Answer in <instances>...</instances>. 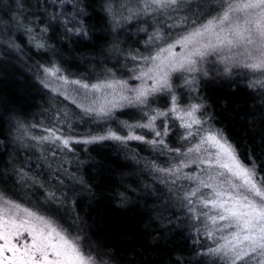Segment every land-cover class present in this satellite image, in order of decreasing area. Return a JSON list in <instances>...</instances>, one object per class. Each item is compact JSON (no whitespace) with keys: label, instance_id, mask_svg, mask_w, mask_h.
<instances>
[{"label":"snow or ice","instance_id":"6c2138e0","mask_svg":"<svg viewBox=\"0 0 264 264\" xmlns=\"http://www.w3.org/2000/svg\"><path fill=\"white\" fill-rule=\"evenodd\" d=\"M46 2L48 7L40 15L47 23L12 18L28 46L47 48L49 29L56 26L63 28L62 39L90 38L93 28L85 20L91 5H83V0ZM65 5L71 6L70 14ZM98 14L102 30L111 37L106 43L107 52L116 57L114 66L104 67L90 83L70 78L57 62L37 63L34 79L70 100L81 123L103 131L74 133L68 113L57 110L55 123L43 127L44 134L32 135L30 129L40 126L26 124L0 96V136L6 135L17 151L38 153L37 169L48 160L44 146L55 158L58 152L74 154V144L115 141L126 147L138 141L147 145L166 161V166L155 159L146 164L153 179L185 209L195 231L211 241L195 248L196 256L209 258L210 264H264V176L260 175L264 135L256 132L261 139L257 143L253 137L255 147L238 146L223 129L211 125L205 115L206 98L200 95L204 82L229 88L246 82L264 96V0H119L118 7L114 0H99ZM131 29L145 37L143 51L122 47L120 35L130 38ZM11 30L10 24L0 32ZM0 46L18 58L28 56L16 37L0 36ZM181 94L188 103L182 104ZM161 98L168 101L164 107L157 106ZM125 110L134 111L139 119L118 120L117 113ZM260 122L264 124V116ZM113 123L124 134L113 129ZM174 129L183 130L176 147L168 140ZM31 161L30 156L25 166L18 165L14 152L0 168V264H112V254L97 245L91 226L75 212L74 201L59 179L64 165L44 179L26 167ZM193 165L195 171H185ZM48 167L51 170V164ZM76 183L92 193L82 178ZM118 195L129 199L127 192ZM167 224L152 235L154 242L166 240Z\"/></svg>","mask_w":264,"mask_h":264},{"label":"trees","instance_id":"16d2710c","mask_svg":"<svg viewBox=\"0 0 264 264\" xmlns=\"http://www.w3.org/2000/svg\"><path fill=\"white\" fill-rule=\"evenodd\" d=\"M117 3L119 0H114V6ZM83 5H91L87 8L90 16L85 20L93 28L89 39L76 36L62 39L63 28L56 26L50 28L47 34L48 47L37 50L27 45L24 34L16 30L12 18L26 17L25 23L34 20L47 23L46 17L40 15L48 7L46 0H0V29L7 30L12 25L11 31L0 32V36L18 38V43L28 53V56L18 58L15 53L10 54L0 46V96L7 102L5 107L18 113L26 124L55 123L54 113L60 110L68 113L74 133L91 131L96 134L103 131V127L81 123L77 115L79 110L68 100L42 88L34 79L32 69L37 63L54 61L65 73L92 81L99 77L104 67L114 66L116 57L107 52L106 43V39L111 37L106 30H102L104 26L100 23L99 0H83ZM65 11L70 14L71 6L65 5ZM131 31L134 34L130 38L120 35L122 47H138L143 51L142 40L145 37L143 34L136 35L135 29ZM200 89V95L206 98L205 115L210 117L211 125L223 129L230 139L238 142V146L245 143L252 145L253 137L259 143L261 136L256 132L264 135V124L260 122L261 116H264V96L249 89L246 82L232 88L227 84L217 86L204 82ZM187 98L181 94V101ZM167 103L161 98L157 106L164 107ZM117 119L134 122L139 116L134 111L125 110L123 114L117 113ZM110 126L124 134L118 123ZM35 130L31 128V134ZM64 130L69 133V129ZM179 131L174 129L168 138L173 147L179 146ZM0 141V168L6 167L10 154L14 152L16 162L21 166H25V161L31 156L32 161L26 167L39 172L44 179H48L61 164L64 165L59 179L63 180L70 200L74 201L75 212L91 226L90 234L97 245L112 254V264H175L177 259L180 264H197L198 260L199 264H210L209 258L197 257L194 252L200 244L209 245L208 241L206 243L203 235L193 229L185 209L170 200L167 188L153 179L146 167L153 159L166 166L164 158L158 157L147 145L138 141H130L126 147L115 141L74 144V154L58 152L55 158L51 156V149L44 146L48 160L41 161L42 166L37 169L38 153L23 149L17 151L6 135L0 136ZM260 175L264 176V168ZM81 178L91 187L92 193L81 190L76 183ZM50 182L55 183V180ZM122 192H127V201L118 195ZM168 219L172 220L171 224H167ZM162 224H167V238L154 242L152 235ZM197 239L199 243L194 244Z\"/></svg>","mask_w":264,"mask_h":264},{"label":"rangeland","instance_id":"374dc122","mask_svg":"<svg viewBox=\"0 0 264 264\" xmlns=\"http://www.w3.org/2000/svg\"><path fill=\"white\" fill-rule=\"evenodd\" d=\"M119 6V3H117V6L116 7H118ZM38 64H41V65H47V64H44V63H38ZM49 64V63H48ZM32 69H33V71H34V75H36L37 74V70H36V68H35V65L32 67ZM65 72V71H64ZM66 75H68L70 78H75V79H84V78H81V77H79V76H71V75H69V74H67V73H65ZM97 79V78H96ZM96 79H93L92 81H89L90 83L91 82H95V80ZM177 83H178V81H176ZM74 87V86H73ZM56 94V93H55ZM57 95V94H56ZM58 96H60V97H62V98H64L65 99V97L64 96H61V95H58ZM66 100H68V99H66ZM69 102H71L70 100H68ZM182 102V104H186V103H188L189 102V98H187V99H185L184 101H181ZM54 123H52V122H50V123H47V125H45L43 122H37V125H39L40 127H35V131H32V135H42V134H44L43 133V131H42V128L43 127H51L52 125H53ZM214 127H216V126H214ZM216 128H218V127H216ZM65 131V134H69L68 133V131L67 130H64ZM183 130L182 129H180V133L182 132ZM185 171H195V166L193 165L191 168H189V169H185ZM195 222H193L192 221V223H191V225H192V227H193V224H194ZM196 227H199V224L197 223L196 224ZM193 229L195 230V228L193 227ZM207 241L208 240H206V243H207ZM208 243L209 244H211V241H208Z\"/></svg>","mask_w":264,"mask_h":264}]
</instances>
